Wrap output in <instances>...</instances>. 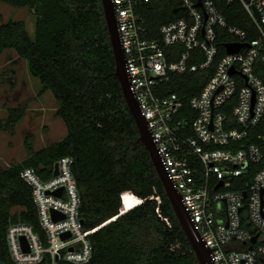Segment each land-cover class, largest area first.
<instances>
[{
    "label": "built area",
    "instance_id": "obj_1",
    "mask_svg": "<svg viewBox=\"0 0 264 264\" xmlns=\"http://www.w3.org/2000/svg\"><path fill=\"white\" fill-rule=\"evenodd\" d=\"M112 1L130 89L213 264H264V0H170L183 15L160 24L156 38L148 36L143 6L162 0ZM234 3L251 31L229 21L225 8ZM230 44L241 46L229 52ZM199 71L207 73L198 93L187 99L174 89ZM72 165L71 156L60 158L47 178L32 167L22 171L39 230L10 224L15 264L92 259Z\"/></svg>",
    "mask_w": 264,
    "mask_h": 264
},
{
    "label": "trees",
    "instance_id": "obj_2",
    "mask_svg": "<svg viewBox=\"0 0 264 264\" xmlns=\"http://www.w3.org/2000/svg\"><path fill=\"white\" fill-rule=\"evenodd\" d=\"M0 1L29 7L35 15L33 35L24 20L0 24V58L12 49L27 60L40 81L39 94L52 91L55 116L68 129L40 149L29 132L27 156L7 167L0 163V261L15 264L6 242L10 224L24 222L39 230L33 188L22 171L32 167L47 178L55 162L71 156L81 217L94 246L87 264H199L125 99L102 0ZM143 7L153 38L160 24L183 15L173 11L170 0ZM225 13L231 23L251 31L240 4ZM206 73H191L186 85L174 89L188 99L202 88ZM29 101L5 105L0 130L12 133Z\"/></svg>",
    "mask_w": 264,
    "mask_h": 264
},
{
    "label": "rangeland",
    "instance_id": "obj_3",
    "mask_svg": "<svg viewBox=\"0 0 264 264\" xmlns=\"http://www.w3.org/2000/svg\"><path fill=\"white\" fill-rule=\"evenodd\" d=\"M10 19L24 20L31 35L34 34L35 15L29 7H19L0 1V24ZM40 81L31 75L28 62L8 49L0 58V122L7 117L8 107L30 100L26 115L11 133L0 130V163L7 167L27 156L25 136L32 132L36 149L59 140L67 133V126L56 118V99L51 93L39 94ZM65 127V134L61 137ZM57 137V139H56ZM59 137V138H58Z\"/></svg>",
    "mask_w": 264,
    "mask_h": 264
},
{
    "label": "water",
    "instance_id": "obj_4",
    "mask_svg": "<svg viewBox=\"0 0 264 264\" xmlns=\"http://www.w3.org/2000/svg\"><path fill=\"white\" fill-rule=\"evenodd\" d=\"M102 2H103L106 20H107L108 28L110 32L111 43L113 46L116 63H117L116 74L120 78L125 99L134 116L136 124L139 128L140 139L147 147L153 159V162L162 180L166 193L174 207L175 213L182 225V228L187 238L189 239L193 247V250L195 251L197 255L199 264H213L212 258H211V249L208 246H206V243L202 239L200 232L195 228V224L192 221V218L183 203L181 193L176 188L172 180L169 178L167 171L164 167V164L158 153V148L151 135V130L149 128L148 121L141 111L137 98L135 97L134 93L130 89V82H129L128 72H127L125 52H124V49L122 47V43L120 40V34H119L118 25L116 21V10H115L113 1L112 0H102ZM198 4H201V0L198 1ZM240 46H241L240 44H230L228 45V51L229 52L237 51L239 50ZM232 72H234L233 69H232ZM57 174H58V164L56 165V168H55V175ZM57 194L60 195L61 191H58ZM54 217L59 218V215L54 212ZM64 237H66V235H64ZM22 242L24 243V247H25L26 239L22 238ZM25 248L27 249V247Z\"/></svg>",
    "mask_w": 264,
    "mask_h": 264
},
{
    "label": "crops",
    "instance_id": "obj_5",
    "mask_svg": "<svg viewBox=\"0 0 264 264\" xmlns=\"http://www.w3.org/2000/svg\"><path fill=\"white\" fill-rule=\"evenodd\" d=\"M41 86V85H40ZM51 91L50 90H48L47 92H45V93H50ZM52 93V92H51ZM50 93V94H51ZM53 94V93H52ZM57 102V101H56ZM56 106H57V103H56ZM56 109H57V107H56ZM57 118V117H56ZM59 118V117H58ZM58 118H57V120H58ZM59 123H60V121H58ZM65 123V122H64ZM60 124H62L63 125V123H60ZM63 128H64V131H63V133H61V135L59 136V137H61L63 134H65L64 132H65V127H64V125H63ZM67 132H68V129H67ZM67 135V133L63 136V137H65ZM58 137V138H59ZM62 137V138H63ZM62 138H60V139H62ZM56 139H57V137H56ZM59 139V140H60ZM56 141H58V140H56ZM55 140L53 141V142H56ZM45 146H47V145H45ZM45 146H43V147H45ZM43 147H41V148H43ZM38 149H40V148H38Z\"/></svg>",
    "mask_w": 264,
    "mask_h": 264
}]
</instances>
